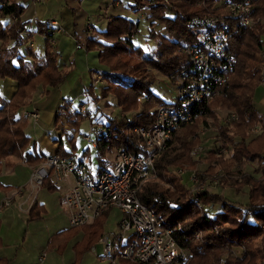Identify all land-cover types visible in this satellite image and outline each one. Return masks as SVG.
I'll use <instances>...</instances> for the list:
<instances>
[{"label":"trees","instance_id":"1","mask_svg":"<svg viewBox=\"0 0 264 264\" xmlns=\"http://www.w3.org/2000/svg\"><path fill=\"white\" fill-rule=\"evenodd\" d=\"M120 5L134 13L146 12L148 36L155 40L154 47L137 46L133 37L138 32V24L123 13L111 14L105 31L88 32L79 40L84 42L87 50H98L100 63L111 69L109 73L101 74L107 85L99 96L93 87L86 91V99L79 107L87 104V116L80 113L79 107L73 108L68 99L65 98L63 104L66 110L71 107L75 110L68 121L73 126L87 117L100 126L96 141L97 157L102 165L107 161L102 154L119 147L135 155L148 153L144 139L135 129L152 127L157 107L171 103L153 91L157 75L170 78L188 66L189 60L183 49L201 33L200 29L189 25L193 17L207 13L229 14L224 0H120ZM23 11L19 0H0V78H11L19 84L9 101L0 96V167L3 162L11 167L20 160L37 167L46 160L35 143L29 150L32 138L26 132L28 119L23 110L31 104L39 86L48 93L67 76L59 67L57 46L52 42L55 28L48 24H38V32L46 37L45 56H37L35 60L30 58L23 36L27 26L21 19ZM252 17L255 22L251 26L242 28L234 24L231 30L227 50L237 62L230 76L227 96L204 104L200 119L181 128L180 134H177L180 130L177 131L174 134L176 141L171 140L156 160L158 178L166 179L165 182L174 189L161 185L156 179L147 182L139 192L140 200L163 220V224L172 230L173 237L186 249L187 264H264V115L254 104L256 89L264 78V0L253 1ZM111 95L116 97L121 113L109 117L105 123L93 115L100 110L101 100H107ZM105 106L110 107L108 100ZM231 113L238 117L226 120ZM201 124L205 130L214 127L217 138L213 141H220V147L208 151L205 158L208 166L205 174L197 173L199 180L204 182L220 172L219 186L234 188L238 194L248 186V200L232 201L220 192L205 188L190 195L191 188H186L184 177L170 170L178 164L177 157L182 150L185 153L180 156L185 155L186 160L187 151L202 141ZM258 124H262L263 132L248 141L249 133ZM61 150L62 143L58 153L66 155ZM250 162L259 164L262 171L259 178L242 169ZM189 179L192 180L190 175ZM49 182L50 178H47L43 186ZM0 190L9 191L10 186L0 182ZM194 196L204 204L202 207L194 202ZM42 209L35 204L29 210V220L40 216ZM108 212L106 210L92 224L74 227L86 230L91 246L105 235L103 225ZM62 234L63 231L58 232L55 237ZM0 264H7V260L0 257Z\"/></svg>","mask_w":264,"mask_h":264},{"label":"built area","instance_id":"2","mask_svg":"<svg viewBox=\"0 0 264 264\" xmlns=\"http://www.w3.org/2000/svg\"><path fill=\"white\" fill-rule=\"evenodd\" d=\"M253 1L224 0L225 9L229 12L227 16L207 13L189 21V25L200 29L201 33L197 40L183 49L189 60L188 66L170 77L177 85L176 100L157 107L152 127L135 129L144 139L148 153L135 155L119 147L112 170L104 169L96 174L86 162L59 153L33 168L30 179L34 192L32 202L36 200V193L47 178L54 176L57 181L72 180V185L62 195V203L69 210L72 227L91 223L111 208L122 211L121 233H107L99 239L104 247V257L110 258L111 264H119L120 260L133 264H187L189 261L186 249L173 237L172 230L163 224V220L140 200L139 192L147 182L158 178L156 160L169 147L174 134L200 119L204 104L227 96L230 76L236 66V57L227 50L231 30L234 24L242 28L254 24ZM55 25L59 27L58 22ZM92 27L89 22L87 28L92 30ZM55 31L53 43L56 42ZM30 46L34 44L31 42ZM77 48H84V45L78 43ZM102 79L100 75L96 81ZM79 111L87 116V104L83 103ZM27 115L34 121L40 117L37 108L27 112ZM237 117V114L231 113L226 120ZM86 138L89 140L88 135ZM93 142L97 144V141ZM202 151V147H195L191 154L197 156ZM191 179L194 181L195 176H191ZM22 189L20 187L19 192ZM191 193L196 195L197 192L192 190ZM193 198L197 206L204 205L197 196ZM11 203V198L3 199L0 211ZM129 231H134V234L123 242ZM44 259L45 256L40 257L41 262Z\"/></svg>","mask_w":264,"mask_h":264},{"label":"crops","instance_id":"3","mask_svg":"<svg viewBox=\"0 0 264 264\" xmlns=\"http://www.w3.org/2000/svg\"><path fill=\"white\" fill-rule=\"evenodd\" d=\"M85 1L87 0H19L24 8L21 19L27 23L26 30L23 32V36L25 37L28 44L30 58L35 60L37 56H45L46 37L45 35H42L38 32V24H48L59 30L55 31L54 29V37L56 39L55 43L57 46V52L59 54V67L64 69L67 73L65 80H67V78H75L76 76L73 84H68L71 86V88L67 97H61L58 100H52L49 95L51 90L48 93H45V90L39 86L33 96L31 104L27 106L25 110H23V114L27 117L30 126L32 125L30 131L28 129L26 130L27 134L30 135L31 138L33 137L32 145L30 146L29 150H32V146L35 143L38 150L42 152L46 158L57 154L59 152L61 143L63 148V136L65 135V131H69L73 128V124L68 123V121L71 113H73L75 110L72 107L69 110L63 108L65 98L71 102H74L76 98L85 96L86 91L90 87L95 89L98 86L96 85L99 83L96 81L98 76L104 73H109L111 70L108 66L100 63L98 50H87L85 48L84 42H80L79 40H82L88 34L87 24L89 22L93 26V32L105 31L108 25V17L111 14L122 13L119 11V9H121L120 0H111L112 2L109 4L105 3L106 5L104 4V0H99L103 1V3H100L99 7V3H97L95 0L94 1L96 3L91 4V6H88L89 4L86 6ZM90 11H97L99 16L94 22L92 21L91 17H89ZM56 22H58L59 27L58 25H55ZM31 42L34 44L32 47L30 46ZM78 43L84 45V48L78 49ZM262 85H264V83L261 82L259 87L256 89L254 104L256 109L264 115V93H260V91H258ZM18 86V82L14 79L0 78V96H2L4 100L9 101L17 91ZM45 96H47V98ZM45 98L47 100H45ZM33 108H37L39 110L40 117L37 121L33 120L30 123L31 118L27 115V112L31 111ZM58 114H60V117L57 121ZM91 121L92 123L94 122L92 119ZM93 128L97 138L99 135V126L93 123ZM262 130V124H258L254 133L249 136L248 141L256 137L259 133H261ZM96 140L97 139H94L93 141ZM93 141H91L92 146L97 150V144H94ZM84 152L79 157H75L74 155L68 156H74L78 160L87 163L86 154ZM248 164H254L256 166L253 172L248 170L249 172L255 174L254 172L258 173L259 171L262 173L258 163L250 162ZM33 168L34 167L26 165L25 162L21 160L17 161L11 167H7V165H5L3 162L2 166L0 167V182L4 185L10 186L9 191L0 190V202L3 199L8 198H11L12 200V204L9 207L0 211V250H3L5 246H8L6 243L4 245V242H6L3 236L4 227H7L9 231H14L20 235L27 234V224L25 220H27V217L29 216V210L35 204H38V206H42V208H44V206H47V202H49L50 197L55 195V193L49 196L42 194L41 198L40 193L37 192L36 200L32 202L34 192H32V188L28 189V185L30 184ZM100 170L101 164L98 166L97 173L100 172ZM57 183L61 184L59 185ZM21 185L24 186L23 191L19 192ZM70 185H72V180L57 181V179L52 176L47 188L56 191L62 187L63 191L59 196L62 201V194L68 187H70ZM51 186L56 187L52 189ZM246 187L248 188L246 193H248V186H245L243 190ZM112 209L118 208H111L109 209V212L112 211ZM109 212L106 220L109 219ZM106 220L104 224L106 223ZM93 222L88 224H92ZM84 232L87 234L85 229ZM105 234H107V232H105ZM93 248L96 247L92 245V249ZM4 256L6 255L1 254L0 252V257ZM43 256H45L46 259V255L44 254ZM120 263L133 264L126 260H120L119 264Z\"/></svg>","mask_w":264,"mask_h":264},{"label":"rangeland","instance_id":"4","mask_svg":"<svg viewBox=\"0 0 264 264\" xmlns=\"http://www.w3.org/2000/svg\"><path fill=\"white\" fill-rule=\"evenodd\" d=\"M98 4V7L100 6V3H103V1L95 0ZM94 0H87L85 1L86 6H91V4L96 3ZM124 2H127L128 0H123ZM111 0H104V4L111 3ZM103 4V6H104ZM106 5V4H105ZM90 8V7H89ZM104 9V8H103ZM100 11V10H99ZM124 16L129 17L131 20L136 22L139 26L138 32L134 35L133 41L137 46H141L144 49H147L148 47L153 48L155 45V40L152 38H149V20L146 17L145 13H134L130 10L125 9L124 7H121L119 9ZM89 17H91L92 21L94 22L97 20L98 14L97 11L89 13ZM258 21V20H257ZM92 30H89L87 28V32L89 34L94 33ZM37 40V38H36ZM262 58L264 59L263 55ZM237 62V61H236ZM74 78V77H73ZM67 78V80H64L60 87H56L51 89V93L49 94L52 100H58L61 97H67L69 95V91L71 86L68 84L72 83L75 80V78ZM263 80V79H262ZM99 83L95 89V93L97 96L101 94V90L107 85V81L105 80H99ZM263 83V82H262ZM59 88V89H58ZM153 91L155 94L162 96L166 101L173 103L177 98V85L173 83L169 77L158 74L157 75V82L153 86ZM260 93H264V85H262L259 90ZM41 97V96H40ZM38 97L39 99H41ZM44 97V96H43ZM47 98V96H45ZM45 98V100H47ZM43 99V98H42ZM86 97L82 96L81 98H76L74 102H72V107L77 108L79 107L80 103L82 101H85ZM108 100L110 103V107L105 106V102ZM107 100L103 99L100 102V110L95 114L94 118H99L102 122L105 121V123L108 121L109 117L118 116L121 113V109L117 104V99L114 95H111ZM93 104L89 105L92 106ZM223 114H226V111H222ZM96 118V119H97ZM33 121V119H30V123ZM191 125V124H190ZM99 126V125H98ZM100 127V126H99ZM257 125L254 126L249 133H254ZM32 128V125L30 126L29 121L26 126V130ZM183 131L180 130L177 134H180ZM203 131V132H202ZM93 123L90 119V117H87L83 119L78 125L73 126L72 129L69 131H65V135L63 136V148L61 150L62 154H66L64 156L68 155H74L75 157L81 156V154L84 151H88L86 153V159L87 164L89 165L90 169L92 170L93 174L97 173V169L99 166V159L97 157L98 151L92 146V142L94 139H96V134L94 133ZM216 130H214V127H211V129H204V126L202 124L200 125V133H201V142L199 141L198 145L195 147H202L203 151L202 154H199L197 156H193L191 154L193 148L189 149L187 152L188 157L185 160V155L180 156L181 154L185 153V150H182L181 153L178 155V164L172 166L170 170L174 172L175 174H178L182 177H184L183 182H186V188H191V191L193 190L195 193H199L202 190V187H204L206 190H210L212 192H220L227 196L232 201H243L246 200L247 190L246 187L242 193H236L234 188L228 187V188H221L219 186L221 173L217 172L216 174H213L205 179L204 182H201L197 176V173L199 175L205 174L206 168L208 166V162L205 160L207 157V153L209 150H217L220 147V141L214 140L216 139ZM258 132V131H257ZM263 130L261 131V133ZM199 133V130H198ZM256 133V132H255ZM176 134V135H177ZM260 134V133H259ZM258 134V135H259ZM86 135L89 136V140L86 138ZM33 138V137H32ZM172 140L176 141V137L173 136ZM223 152H226L229 154L227 149H223ZM73 156V157H74ZM104 156V159H106V163L102 166L101 164V170L107 169L112 170V167L115 163L116 159V149L112 151H107L105 154H102ZM182 158V159H181ZM239 167V166H238ZM254 168L256 166L254 164H246L245 167L242 169L244 171H254ZM182 171V172H180ZM186 171V174H185ZM246 171V172H247ZM250 172V173H251ZM253 174L256 177H260L262 173L258 171L254 172ZM190 176H195V182L193 180L189 179ZM156 180V179H155ZM157 180L160 182L161 185H164L165 187H169L172 190L173 185H169L167 182H165L166 179H159ZM153 181V180H152ZM167 181V180H166ZM195 183V185H194ZM61 184V183H57ZM195 186V187H194ZM24 186L21 185V188ZM47 185L42 186L38 190V192L41 195L46 194L47 196L55 193V195H52L50 197L49 202H47V206H44L42 209V213L40 216H37L33 218L32 220H29V216L27 217V220H25L27 224V234L20 235L14 231H9L7 227H4V238L6 242H4L5 246L3 250H0L1 254L6 255L3 258L7 260V264H111L112 260L110 258L104 257V247L100 242H96V240L92 243L93 246L96 247V250L92 249L91 246V240L89 236H86V233L84 232V228H74L72 227L70 223V213L68 208L62 203L60 199V194L63 191L62 187L60 189L54 191L47 188ZM31 188V185H28V189ZM23 191V189H22ZM196 193V194H197ZM63 195V194H62ZM248 200V199H247ZM12 204V203H11ZM219 209H223L221 205H216ZM119 209H112V211L109 212L108 220H106V223L104 226V232H107L109 234H120V222L122 219V212ZM63 231L64 234L60 235L58 238L55 237L57 232ZM134 234V231H129L126 233L125 238L123 240L126 241L130 235ZM52 242L50 243V241ZM90 241V243H89ZM50 244V245H49ZM46 255V259H44L42 262L40 261V257L43 255ZM123 264V263H120ZM182 264V263H177Z\"/></svg>","mask_w":264,"mask_h":264}]
</instances>
